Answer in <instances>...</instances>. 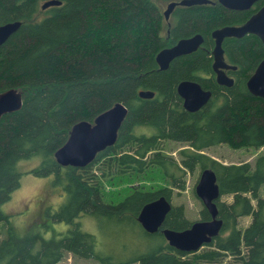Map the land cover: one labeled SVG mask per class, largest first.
<instances>
[{"label": "trees", "instance_id": "1", "mask_svg": "<svg viewBox=\"0 0 264 264\" xmlns=\"http://www.w3.org/2000/svg\"><path fill=\"white\" fill-rule=\"evenodd\" d=\"M44 1L0 0V23L21 21L0 44V90L14 86L23 95L19 109L0 117V205L19 185L17 160L38 154L40 162L29 171L50 175L52 183L62 185L67 198L52 216L71 227L63 236L47 239L38 232L19 236L8 223L0 238V264H56L66 252L101 264H224L225 256L231 257L225 264H264V195L259 193L264 184V98L246 87L264 58V44L255 33L223 38L224 57L236 66L228 69L234 77L231 86L217 83L211 53L212 30L244 22L264 0L245 10L228 9L218 0L176 4L167 19L163 7L173 0H61L42 8ZM195 33L202 34L201 45L160 69L156 53ZM182 79L210 89L209 100L196 110L185 109L176 88ZM141 89L154 95L141 97ZM117 101L127 112L114 143L84 166L58 163L54 152L72 125L93 121ZM165 139L187 144L179 149V160L162 150ZM222 142L263 146V151L253 163H223L202 151ZM99 162L100 173L92 172ZM113 164L117 172L135 176L157 166L169 185L133 186L116 201L105 200L101 177ZM197 164L216 173L220 195L215 203L222 226L199 250L186 252L170 245L162 232L164 227L190 225L182 205L171 203L155 232L146 231L137 215L147 201L162 194L170 198L174 188L183 189L187 170ZM82 213L139 228L148 247L113 261L96 249L95 234L74 220ZM242 215L251 219L241 229L237 224ZM8 216L0 209V221H9ZM210 217L203 207L201 218Z\"/></svg>", "mask_w": 264, "mask_h": 264}, {"label": "water", "instance_id": "2", "mask_svg": "<svg viewBox=\"0 0 264 264\" xmlns=\"http://www.w3.org/2000/svg\"><path fill=\"white\" fill-rule=\"evenodd\" d=\"M209 0H177L167 3L164 15L167 19L176 4L190 5L194 3H206ZM224 7L235 10H245L258 0H218ZM61 0H46L41 7L59 4ZM19 19L0 23V44L20 26ZM246 33H255L264 44V4L253 12L244 22L240 24H226L216 27L211 35L214 38L212 48V68L215 72L217 83L231 86L234 78L226 73V69L235 68L229 64L224 57L222 40L227 36L241 37ZM203 41L201 33L179 38L174 44L161 48L156 53V61L160 69H166L172 59L187 54L197 49ZM247 89L256 96L264 98V58L254 68L246 80ZM177 92L182 98L183 107L193 111L204 105L211 97V90L204 88L193 79H182L177 84ZM141 97H152L154 91L141 89L138 92ZM23 95L21 89L9 87L0 90V117L22 106ZM127 112V106L117 101L107 109L98 113L93 121L86 119L75 122L65 142L54 152L55 159L61 165L84 166L90 162L96 153L108 145L114 143L122 120ZM195 192L201 199L203 206L211 214L207 219L192 220L190 225L175 229L171 227L162 228L167 242L175 248L193 252L199 250L206 242L217 235L222 226V219L217 216L215 200L219 197V187L216 173L211 167L201 169L195 184ZM171 208V200L165 195L147 201L140 208L137 220L148 232H155L162 225L166 214Z\"/></svg>", "mask_w": 264, "mask_h": 264}, {"label": "rangeland", "instance_id": "3", "mask_svg": "<svg viewBox=\"0 0 264 264\" xmlns=\"http://www.w3.org/2000/svg\"><path fill=\"white\" fill-rule=\"evenodd\" d=\"M166 8L164 5L163 9ZM184 142L165 139L162 150L179 160V149L186 146ZM206 154L223 163L240 162L248 160L253 163L255 157L263 151V146L256 147H232L226 142L211 145L202 149ZM41 160L40 155L33 154L17 160L16 166L22 172L19 185L12 190L10 197L1 203L0 209L9 214V221H0V238L5 235L8 223H10L19 236H25L38 232L44 238L56 239L66 234L71 223L64 219H55L52 214L65 202L67 193L61 184L52 183V176H38L29 171ZM101 162L92 165L91 171L100 173ZM117 166L113 164L109 168V174L101 177L104 199L116 201L133 186L146 189L159 188L169 185L168 179L157 166L150 167L137 176L129 173L117 172ZM105 170L108 167L104 166ZM201 168L197 164L185 174V187L174 188L170 200L173 205H182L184 215L192 221L201 218V209L204 207L201 199L195 192V184L198 180ZM51 177V179H50ZM259 193L264 195V184ZM221 198L231 200V195H223ZM250 215H242L238 218V227L241 229L250 221ZM74 220L79 222L82 230L95 234L97 239L96 249L103 254H110L113 261L126 259L135 253L148 247V242L133 225L106 222L103 218H97L88 213H82ZM245 249H243L244 251ZM230 256H225L223 263L230 261ZM56 264H101L94 258L80 257L66 252ZM126 264H139L129 262Z\"/></svg>", "mask_w": 264, "mask_h": 264}, {"label": "flooded vegetation", "instance_id": "4", "mask_svg": "<svg viewBox=\"0 0 264 264\" xmlns=\"http://www.w3.org/2000/svg\"><path fill=\"white\" fill-rule=\"evenodd\" d=\"M213 60V59H212ZM226 60V59H225ZM229 69V68H228ZM228 69H226V73L228 74V75H231L232 77H233V75L232 74H230L229 72H228ZM233 69V68H232ZM214 71V70H213ZM215 73V72H214ZM234 78V77H233Z\"/></svg>", "mask_w": 264, "mask_h": 264}, {"label": "clouds", "instance_id": "5", "mask_svg": "<svg viewBox=\"0 0 264 264\" xmlns=\"http://www.w3.org/2000/svg\"><path fill=\"white\" fill-rule=\"evenodd\" d=\"M50 179H51V177H50Z\"/></svg>", "mask_w": 264, "mask_h": 264}]
</instances>
